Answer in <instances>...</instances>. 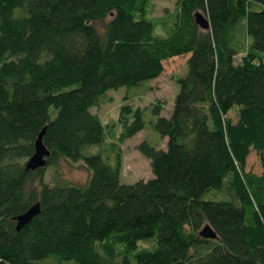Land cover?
Returning <instances> with one entry per match:
<instances>
[{
    "label": "trees",
    "instance_id": "trees-1",
    "mask_svg": "<svg viewBox=\"0 0 264 264\" xmlns=\"http://www.w3.org/2000/svg\"><path fill=\"white\" fill-rule=\"evenodd\" d=\"M163 33L152 0H0V264H264V0H176ZM181 56L171 116L150 109L165 149L137 147L153 178L123 184L119 147L145 112L122 107L115 140L93 110ZM45 128L46 166L25 171ZM206 225L216 240L199 236Z\"/></svg>",
    "mask_w": 264,
    "mask_h": 264
},
{
    "label": "rangeland",
    "instance_id": "rangeland-1",
    "mask_svg": "<svg viewBox=\"0 0 264 264\" xmlns=\"http://www.w3.org/2000/svg\"><path fill=\"white\" fill-rule=\"evenodd\" d=\"M176 12V0H152V19L157 23L158 33L165 35L163 31L169 30L172 19ZM166 27V29H165ZM168 32V31H167ZM189 56H181L168 60L164 63L162 75L140 87L120 88L117 91L107 93L104 102L93 112L98 114L107 135L117 140L120 131V112L124 106H130L133 109L143 110L146 123L145 129L138 133L132 139L125 141L119 149L122 154V172L121 180L123 184H133L138 181H147L153 178L150 162L138 151L137 147L143 141L152 142L160 149H165V142H159L158 135L151 128L150 123L155 121V117L150 113L154 106L160 108V115L169 118L171 116L174 104V98L178 91L176 81L185 75L186 61ZM241 55L237 57V62ZM238 107L226 115V118L235 123L237 120ZM166 141V140H165ZM95 153V149H91ZM248 168L256 174L261 173L259 161L255 153H251L248 159ZM51 171L48 172L46 180L51 181ZM61 174L64 179L75 184L84 185L88 179V172L79 163H66L61 165ZM140 247L150 249L151 243L142 244ZM72 264V263H70Z\"/></svg>",
    "mask_w": 264,
    "mask_h": 264
},
{
    "label": "water",
    "instance_id": "water-1",
    "mask_svg": "<svg viewBox=\"0 0 264 264\" xmlns=\"http://www.w3.org/2000/svg\"><path fill=\"white\" fill-rule=\"evenodd\" d=\"M194 22L201 31H208L210 29L208 20L201 14L196 13L194 15ZM46 128L43 129L38 135L34 143V154L33 156L25 163V171H37L46 166V160L50 157L49 151L43 144V137L45 135ZM40 213V205L36 204L30 208L28 212L14 219L16 223L15 230L19 232L26 225H28L35 217ZM199 236L202 239L206 240H216V233L206 225L200 232Z\"/></svg>",
    "mask_w": 264,
    "mask_h": 264
}]
</instances>
